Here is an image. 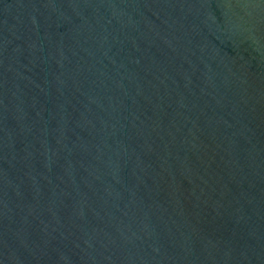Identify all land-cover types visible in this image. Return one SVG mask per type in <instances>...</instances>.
Returning a JSON list of instances; mask_svg holds the SVG:
<instances>
[{
    "label": "water",
    "instance_id": "1",
    "mask_svg": "<svg viewBox=\"0 0 264 264\" xmlns=\"http://www.w3.org/2000/svg\"><path fill=\"white\" fill-rule=\"evenodd\" d=\"M0 264H264V0H0Z\"/></svg>",
    "mask_w": 264,
    "mask_h": 264
}]
</instances>
